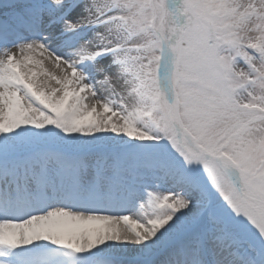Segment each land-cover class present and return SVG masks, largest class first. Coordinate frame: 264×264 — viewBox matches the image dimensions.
Returning a JSON list of instances; mask_svg holds the SVG:
<instances>
[{
  "label": "snow or ice",
  "instance_id": "obj_1",
  "mask_svg": "<svg viewBox=\"0 0 264 264\" xmlns=\"http://www.w3.org/2000/svg\"><path fill=\"white\" fill-rule=\"evenodd\" d=\"M0 264H264V0H0Z\"/></svg>",
  "mask_w": 264,
  "mask_h": 264
}]
</instances>
